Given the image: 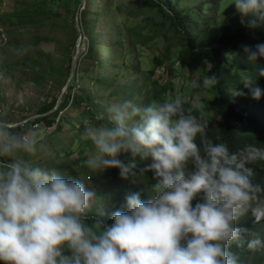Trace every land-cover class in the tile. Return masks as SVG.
<instances>
[{
    "label": "trees",
    "instance_id": "trees-1",
    "mask_svg": "<svg viewBox=\"0 0 264 264\" xmlns=\"http://www.w3.org/2000/svg\"><path fill=\"white\" fill-rule=\"evenodd\" d=\"M142 4L152 14L150 26L145 32L138 27L126 32L143 44L163 41L152 64L153 70H162L165 80L139 76L118 87L113 80L96 81L101 88L110 86L111 94L140 122L125 127L122 118H102L92 128L80 126L75 134L78 148L93 145L91 160L99 166L105 191L115 192L111 219L81 215L35 190L61 212L45 217L16 213L22 264H264V224L225 207L235 200L264 204V0L231 3L224 11L227 23L200 36L209 23L172 11L157 0ZM29 10L16 18L17 27L29 31L51 27L48 11ZM54 23L63 27L66 21ZM32 40L34 49L41 40L49 41L39 33ZM92 48L84 62L91 59ZM42 57L35 50L24 60L30 61L33 80L40 84L58 78L63 88L71 59L64 73L49 65L47 57L44 66ZM177 67L188 71L189 77L197 73L198 80L193 84L182 80L178 88ZM123 68L142 72L138 64ZM96 69L101 65L97 63ZM91 101L69 85L58 110L29 120L51 111L38 109L16 128L29 132L32 124L54 121L59 112ZM99 126L113 135L114 144L94 139L90 131ZM78 154L80 161L89 159L85 150ZM62 160L67 162L66 157ZM85 174L94 173L88 168ZM153 196L161 204L163 223L139 243L127 229L144 218ZM160 239L161 253L152 247Z\"/></svg>",
    "mask_w": 264,
    "mask_h": 264
},
{
    "label": "rangeland",
    "instance_id": "rangeland-1",
    "mask_svg": "<svg viewBox=\"0 0 264 264\" xmlns=\"http://www.w3.org/2000/svg\"><path fill=\"white\" fill-rule=\"evenodd\" d=\"M157 1L172 11L189 14L203 24L209 23V29L201 30L200 36L225 25L228 21L225 8L237 0ZM141 6L142 0H0V123L14 127L0 128V136L7 140H0V264H22L25 257L19 245V234L14 228L17 212L39 217L61 212L47 198L38 196L39 193L51 195L62 204L77 209L81 215L111 219L115 192L105 191V185L99 178V166L91 160L93 145L78 148L75 134L80 126L92 128L102 118H122L120 123L125 127L140 122L132 118L128 107L118 102L117 95L111 94L112 89L107 88L110 86L101 88L96 81L113 80L115 87H118L139 76H150L159 83L165 80L162 70H153L152 64V59L161 54L163 41L157 38L143 44L133 34L126 32L131 27L145 32L144 28L150 26L152 14ZM31 7L41 14L49 12L53 21L50 28L46 26L29 31L17 27L16 18L22 12L29 13ZM77 15L80 31L76 29ZM60 19L66 21L65 26L54 23ZM35 33L49 41L41 40L34 49L32 39ZM91 46V59L84 62L83 58ZM35 50L45 56L41 59L44 66L48 58L49 65L60 68L64 73L67 71V61L71 59L72 62L77 54L76 74L69 85L72 91L81 89L92 101L70 108L69 112L61 111L54 121H46L36 130L30 127V131L25 132L16 128L22 125L20 120L38 109H53L59 91L63 89L58 78L40 84L33 80L30 61L24 60ZM62 57L66 61L64 64ZM97 63L101 65L100 70L96 69ZM137 64L142 71L140 74L123 68ZM176 69L179 73L175 79L178 88L182 80H189L191 84L198 80L195 76L197 73L189 77L188 71H182L179 67ZM149 71H153V74H148ZM99 127L90 131L94 139L107 145L114 144L113 135ZM22 137L28 139L29 143H24ZM83 150L89 156L86 162L78 160L82 154L77 155V152ZM64 157L67 159L65 163L62 162ZM88 168L92 169L93 175L85 174ZM35 190L39 193H35ZM225 207L264 224L263 203L248 205L235 200L227 201ZM145 212L143 219L127 229L133 234V240L139 243L146 242L157 225L163 223L161 204L154 196L146 204ZM162 243L160 239L152 247L161 253Z\"/></svg>",
    "mask_w": 264,
    "mask_h": 264
},
{
    "label": "water",
    "instance_id": "water-1",
    "mask_svg": "<svg viewBox=\"0 0 264 264\" xmlns=\"http://www.w3.org/2000/svg\"><path fill=\"white\" fill-rule=\"evenodd\" d=\"M75 22H76V29H77L78 31H80V25H79V18H78V15H77L76 18H75ZM76 55H77V54H75L74 57H73V59H72V62H71V64H70V70H69V76H68V79H67V81H66V83H65V85H64V87H63V89H62V91L60 92V95H59V97H58V100H57V103H56L55 107H54L53 109H51V111L45 113L44 115L33 116V117H31L29 120H34V119H36V118H38V117H42V116H46V115H48V114H52V113H54V112L59 108V105L61 104V101H62L63 95H64L66 89L68 88V86H69V84H70V81H71V79H72V77H73V74H74V70H75V66H76V65H75V64H76Z\"/></svg>",
    "mask_w": 264,
    "mask_h": 264
},
{
    "label": "built area",
    "instance_id": "built-area-1",
    "mask_svg": "<svg viewBox=\"0 0 264 264\" xmlns=\"http://www.w3.org/2000/svg\"><path fill=\"white\" fill-rule=\"evenodd\" d=\"M39 126H40V124H38V123H34V124H32L31 128H32L33 130H36V129L40 128ZM0 127H1V126H0ZM5 127H11V128H14V127H12V126H8V125H6V124H5ZM21 139H22V141H23L24 143H29V140L26 139L25 137H22ZM0 140H1V142H6V141H7L6 138H5L4 136H0ZM137 246H139V247H141V248L143 249L142 246H140V245H137Z\"/></svg>",
    "mask_w": 264,
    "mask_h": 264
},
{
    "label": "crops",
    "instance_id": "crops-1",
    "mask_svg": "<svg viewBox=\"0 0 264 264\" xmlns=\"http://www.w3.org/2000/svg\"><path fill=\"white\" fill-rule=\"evenodd\" d=\"M0 126H1V127H5V124H4V123H0ZM1 127H0V128H1Z\"/></svg>",
    "mask_w": 264,
    "mask_h": 264
},
{
    "label": "bare ground",
    "instance_id": "bare-ground-1",
    "mask_svg": "<svg viewBox=\"0 0 264 264\" xmlns=\"http://www.w3.org/2000/svg\"><path fill=\"white\" fill-rule=\"evenodd\" d=\"M57 110H58V109H57ZM59 113H60V112H59ZM21 124L23 125L24 123H23V122H21ZM22 125H21V126H22ZM57 125H58V122H57ZM57 125H56V128H57Z\"/></svg>",
    "mask_w": 264,
    "mask_h": 264
}]
</instances>
